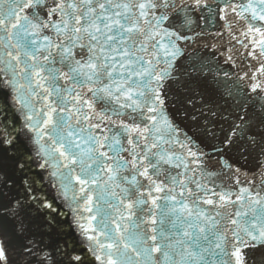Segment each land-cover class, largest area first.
I'll return each mask as SVG.
<instances>
[{"label": "snow or ice", "instance_id": "6c2138e0", "mask_svg": "<svg viewBox=\"0 0 264 264\" xmlns=\"http://www.w3.org/2000/svg\"><path fill=\"white\" fill-rule=\"evenodd\" d=\"M0 117V264L264 252V0H0Z\"/></svg>", "mask_w": 264, "mask_h": 264}, {"label": "water", "instance_id": "95a60500", "mask_svg": "<svg viewBox=\"0 0 264 264\" xmlns=\"http://www.w3.org/2000/svg\"><path fill=\"white\" fill-rule=\"evenodd\" d=\"M218 2L222 3V0H218ZM223 23L222 21L220 22ZM254 63V62H253ZM254 95V94H252ZM247 104V110L248 115L252 116L253 119H257L259 117V111H258V105H259V99H253V100H247V99H241V105ZM230 112L235 114L237 111H240V105H230L229 106ZM5 117H0V120H3ZM225 129H227V124L224 125ZM243 163V162H241ZM248 168H251V165L247 166ZM246 179H251V176H240L241 182H244ZM10 258L14 262V264H22V257L19 256V253L16 251L10 252ZM249 255L251 257V260L249 264H251V261L254 260L255 264H264V252H261L259 250H249Z\"/></svg>", "mask_w": 264, "mask_h": 264}]
</instances>
